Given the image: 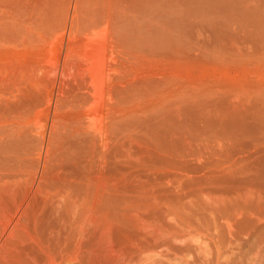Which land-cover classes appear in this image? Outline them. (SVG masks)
<instances>
[{
  "label": "bare ground",
  "instance_id": "bare-ground-1",
  "mask_svg": "<svg viewBox=\"0 0 264 264\" xmlns=\"http://www.w3.org/2000/svg\"><path fill=\"white\" fill-rule=\"evenodd\" d=\"M0 2V264H264V0Z\"/></svg>",
  "mask_w": 264,
  "mask_h": 264
},
{
  "label": "rangeland",
  "instance_id": "rangeland-1",
  "mask_svg": "<svg viewBox=\"0 0 264 264\" xmlns=\"http://www.w3.org/2000/svg\"><path fill=\"white\" fill-rule=\"evenodd\" d=\"M2 3V4H1ZM2 5H3V2H0V13H1V11H2V15L3 14H5L6 12L4 11L5 9H4V7H2ZM220 15V14H219ZM219 15L218 14H216V13H214V14H212V13H210L209 15H204V23H203V25H200V27L199 26H197L196 24L195 25H192L193 23H191V24H189V30H188V32H187V52H188V66H189V71H190V73L191 74H193V75H207V74H216V75H218V74H223V73H231V74H242V75H246V76H248V74L250 75V74H252V67L254 66V64H255V61H253L254 62V64L253 63H251V61H247L248 62V64H249V62L251 63V64H247V63H245L244 62V64H241V67H238V63H234V62H232L233 60H228V59H225L227 56H225L226 54H224V52H221V51H219L220 49H217V48H219L218 47V45L220 44L219 43V39H212V35H211V33L213 34V36H214V34H218L219 35V32H218V29H216L215 28V25L216 24H218V22H219ZM1 16V15H0ZM222 16H220V18H221ZM3 20V21H2ZM2 20H0V23L2 24L3 23V25H5V23H4V21L6 22V20L5 19H3L2 18ZM9 21V20H8ZM2 25V27L3 28H7L8 30L10 29V28H8L9 26H7V27H4ZM11 26V25H10ZM0 27H1V25H0ZM211 27H213V28H211ZM227 27L228 28H230L231 29V27H229V25L227 24ZM228 28H226V27H224V26H222V29H223V31H224V34L226 33V31L225 30H227V33L229 34V30H228ZM2 28H0V34H1V36L2 35H4L5 33H4V29H2ZM8 30H5V31H8ZM7 33V32H6ZM226 33V34H227ZM214 43V47H213V44ZM157 44H159V43H156V45H154V47L156 48V52H159V50L161 49V45L160 46H158ZM218 44V45H217ZM157 46V47H156ZM158 47H160V48H158ZM217 47V48H216ZM155 48H154V50H155ZM158 48V49H157ZM215 49V50H214ZM216 49H217V51H216ZM158 50V51H157ZM223 50V49H222ZM221 52V53H220ZM222 53L224 54V55H222ZM17 54V53H16ZM219 54H221L222 56H220ZM18 55V54H17ZM224 56H225V58H224ZM229 58V57H228ZM239 62V61H238ZM241 63V62H240ZM246 64V65H245ZM260 64V63H259ZM259 64H258V62L256 63V65L254 66V68L256 67H259ZM242 65H245L246 66V68H244L245 70L244 71H242L240 68H242V67H245V66H242ZM252 65V67H250ZM253 68V69H254ZM249 69V70H248ZM255 70V69H254ZM246 71V72H245ZM249 71H251L250 73H248ZM198 98H195V100H196V104H194L195 103V100H192V98H191V102L192 101H194V102H192L193 104H191V102H190V104L191 105H193V106H191V105H189L188 106V111H189V113L188 114H190L191 113V111H193V109L191 108V107H195V105L196 106H199L201 109H203L204 111H205V107H206V109H208V107L211 105V103H209L208 104V102H210V101H207V100H205L204 102L202 101V98L200 99H198ZM210 99V98H209ZM190 101V100H189ZM198 101H201L202 102V106H203V104H205L206 103V105L208 106H206V105H204L205 107H203L202 108V106H200L198 103ZM200 102V103H201ZM198 104V105H197ZM212 106H214V105H212ZM212 106H210L211 108H212ZM199 107H197V109H200ZM209 107V108H210ZM191 108V109H190ZM195 109V108H194ZM203 110H197V112H196V110H194L195 111V115L196 114H198L199 112V114H198V116H200V118L198 117H193L194 115L193 114H191V115H193L192 117H191V115L189 116V117H191L190 119H188L189 120V122L188 123H190V122H192V120H194V122L189 126V124H188V127H190V129H187L188 130V132H189V130L191 131V128H192V130L194 131V128H193V125L194 126H197L199 129L201 128V126H203L202 125V123H204V122H202V123H200V121L201 120H199V119H202V118H204L205 117V115H206V117H207V114H204L203 115ZM193 111V112H194ZM205 113V112H204ZM188 114H187V116H188ZM202 114V115H201ZM203 116V117H202ZM206 117L204 118V119H202L203 121H209V123L211 122V119H213V116H212V114H211V116L210 115H208V117L210 118V117H212L210 120H209V118L207 117V119H206ZM195 118V119H194ZM196 118H197V120L198 121H196ZM43 121L44 120H41V122L43 123ZM38 122V121H37ZM195 122H199V124H200V126H199V124H197V123H195ZM248 122H252L253 123V121L252 120H250L249 121V119H248ZM247 122V123H248ZM208 123V126H205L206 127V129H205V127L203 126V128H204V130L203 129H201L200 130V132L203 134L204 132H206V135H209V136H213V134L215 133V131H217V132H219L220 131V129L221 128H218L217 127V130L216 129H214V128H216V126H213V127H211V126H209L210 124ZM196 124V125H195ZM205 125H207L206 124V122H205ZM249 125V126H248ZM248 125L246 124L245 126L247 127L248 126V128L249 127H251L250 125H251V123H248ZM196 127V128H197ZM207 127L209 128H212V133H213V129L215 130L214 131V133L212 134L211 133V129L209 130V134H207ZM246 127H245V129H246ZM196 128H195V130H196ZM236 129L238 128L237 126L235 127ZM224 129V128H223ZM228 128H226V130H227ZM253 130V128H250V130ZM187 130H186V133H188L187 132ZM243 130H244V128H243ZM248 131V129H246V131H248V132H251V131ZM255 130H257V129H255ZM197 131V132H196ZM196 131H194V132H189L190 134H194L195 132H196V134L198 133L199 134V132H198V130H196ZM221 131H222V129H221ZM220 131V132H221ZM245 131V130H244ZM216 132V133H217ZM219 132V133H220ZM188 133V134H189ZM199 134L200 136L202 135V134ZM218 133V134H219ZM205 134V133H204ZM212 134V135H211ZM259 133L257 132V134H254V135H258ZM206 135H203L202 137H209V136H206ZM190 136V139H191V136H193V135H188V137ZM193 137H195V139L196 140H199L198 139V137L195 135V136H193ZM193 137H192V140H193ZM197 137V138H196ZM199 138H201V137H199ZM250 138H249V136H248V140H249ZM195 141V140H194ZM246 247H248V249L246 248ZM246 251H247V253H245L246 254V256H249V255H252L251 253H253V250H254V248H253V245H246ZM250 247V248H249Z\"/></svg>",
  "mask_w": 264,
  "mask_h": 264
}]
</instances>
